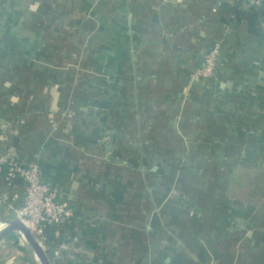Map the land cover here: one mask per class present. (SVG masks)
<instances>
[{
    "label": "crops",
    "instance_id": "obj_1",
    "mask_svg": "<svg viewBox=\"0 0 264 264\" xmlns=\"http://www.w3.org/2000/svg\"><path fill=\"white\" fill-rule=\"evenodd\" d=\"M216 41V77L191 79ZM3 140L75 209L54 264H264V201L233 188L264 173V7L0 0ZM32 253L12 241L0 264Z\"/></svg>",
    "mask_w": 264,
    "mask_h": 264
},
{
    "label": "built area",
    "instance_id": "obj_2",
    "mask_svg": "<svg viewBox=\"0 0 264 264\" xmlns=\"http://www.w3.org/2000/svg\"><path fill=\"white\" fill-rule=\"evenodd\" d=\"M250 6L262 9L264 0H248ZM221 52V41L214 42L203 58L202 64L191 75V79H210L217 75ZM0 176L7 188L21 181L24 192L20 202L11 201L6 190H0V207L12 211L13 218L20 219L49 255L51 235L54 234L61 249H67L63 239V228L71 225L75 209L71 203L59 196V187L43 178L39 158L27 161L7 148L5 140L0 143ZM7 222H4L5 226Z\"/></svg>",
    "mask_w": 264,
    "mask_h": 264
},
{
    "label": "water",
    "instance_id": "obj_3",
    "mask_svg": "<svg viewBox=\"0 0 264 264\" xmlns=\"http://www.w3.org/2000/svg\"><path fill=\"white\" fill-rule=\"evenodd\" d=\"M6 224L5 234L0 236V246L15 240H20L33 252L39 264H54L46 250L20 219L12 218Z\"/></svg>",
    "mask_w": 264,
    "mask_h": 264
},
{
    "label": "trees",
    "instance_id": "obj_4",
    "mask_svg": "<svg viewBox=\"0 0 264 264\" xmlns=\"http://www.w3.org/2000/svg\"><path fill=\"white\" fill-rule=\"evenodd\" d=\"M256 10H260V9H256ZM212 44L213 43H211L208 46L206 52L203 55V58L206 55V53L209 51ZM16 183H22V182L17 181ZM233 188H234L235 197L249 200L251 203H255V204L262 203L264 201V173L254 172L245 175V177L241 178L239 182H236L234 184ZM15 243L21 244V241L15 240Z\"/></svg>",
    "mask_w": 264,
    "mask_h": 264
},
{
    "label": "bare ground",
    "instance_id": "obj_5",
    "mask_svg": "<svg viewBox=\"0 0 264 264\" xmlns=\"http://www.w3.org/2000/svg\"><path fill=\"white\" fill-rule=\"evenodd\" d=\"M5 225L3 227H1L0 225V236L4 235L5 234ZM37 261V260H36ZM38 262V261H37Z\"/></svg>",
    "mask_w": 264,
    "mask_h": 264
},
{
    "label": "rangeland",
    "instance_id": "obj_6",
    "mask_svg": "<svg viewBox=\"0 0 264 264\" xmlns=\"http://www.w3.org/2000/svg\"><path fill=\"white\" fill-rule=\"evenodd\" d=\"M244 182H245V181H244ZM243 184H244V183H243ZM1 218H3V217H1ZM4 222H6V221H3V220L0 219V225H1V227H3L4 224H2V223H4ZM32 254H33V253H32ZM32 256H33V255H32ZM33 257H34V256H33ZM33 259L35 260L36 258L34 257ZM35 261H36V260H35ZM36 262H37V261H36ZM37 263H38V262H37Z\"/></svg>",
    "mask_w": 264,
    "mask_h": 264
}]
</instances>
